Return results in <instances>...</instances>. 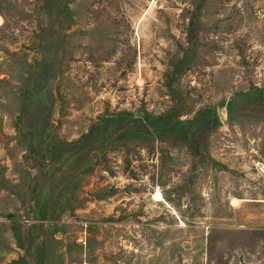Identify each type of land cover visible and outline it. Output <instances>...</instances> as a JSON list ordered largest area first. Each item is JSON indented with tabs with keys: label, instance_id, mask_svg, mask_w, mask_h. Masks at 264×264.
<instances>
[{
	"label": "rangeland",
	"instance_id": "obj_1",
	"mask_svg": "<svg viewBox=\"0 0 264 264\" xmlns=\"http://www.w3.org/2000/svg\"><path fill=\"white\" fill-rule=\"evenodd\" d=\"M0 264H264V0H0Z\"/></svg>",
	"mask_w": 264,
	"mask_h": 264
}]
</instances>
